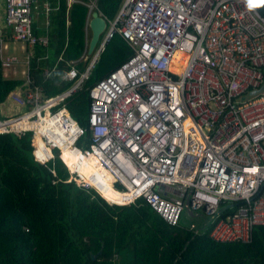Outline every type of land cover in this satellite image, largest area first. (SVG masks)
Returning <instances> with one entry per match:
<instances>
[{
	"label": "built area",
	"instance_id": "built-area-1",
	"mask_svg": "<svg viewBox=\"0 0 264 264\" xmlns=\"http://www.w3.org/2000/svg\"><path fill=\"white\" fill-rule=\"evenodd\" d=\"M41 1L5 0L0 61L6 77L19 73L13 64L26 66L8 97L27 110L0 119V133H31L35 158H60L67 181L80 187L101 193V176L81 171L95 162L123 193L119 204L143 198L170 225L188 215L195 233L209 227L216 241L250 242L264 225V93L243 98L264 84V12L255 5L261 0H124L113 19L97 0H73L89 8L86 47L78 59L59 58L70 85L55 94L32 74L36 46L49 43L33 27ZM44 6L50 9L48 1ZM93 10L107 27L89 55ZM116 33L134 54L90 89L87 128L69 103ZM9 40L22 42L25 59L7 55ZM88 129L90 142L79 146ZM64 150L74 155L72 168ZM225 203L235 210L221 216Z\"/></svg>",
	"mask_w": 264,
	"mask_h": 264
},
{
	"label": "trees",
	"instance_id": "trees-1",
	"mask_svg": "<svg viewBox=\"0 0 264 264\" xmlns=\"http://www.w3.org/2000/svg\"><path fill=\"white\" fill-rule=\"evenodd\" d=\"M45 1L37 9L42 26L35 16L33 27L38 34H48L49 43L36 46L32 74L47 94H55L70 85L62 81L65 61L80 58L85 50L89 8L79 2L68 8L67 0H49L47 11ZM123 2L97 0V5L113 19ZM255 5L264 12V0ZM133 54L129 43L114 34L69 103L81 125L88 128L90 89ZM184 61L185 56L176 71ZM85 66L79 63L81 69ZM22 83L6 77L0 61V103ZM85 136L79 146L90 142L89 129ZM31 137L29 132L0 133V264H264V225L255 228L250 242H219L209 227L195 233L189 223L168 224L143 198L110 203L95 189L67 181L70 173L60 158L39 162ZM232 206L225 203L221 216L233 212Z\"/></svg>",
	"mask_w": 264,
	"mask_h": 264
},
{
	"label": "rangeland",
	"instance_id": "rangeland-1",
	"mask_svg": "<svg viewBox=\"0 0 264 264\" xmlns=\"http://www.w3.org/2000/svg\"><path fill=\"white\" fill-rule=\"evenodd\" d=\"M8 43H9L10 48L7 52V55H17L20 59L26 58V55H27L26 52L21 50L22 42H20V41L13 42V41L9 40ZM11 68L12 69L15 68L19 72L18 76H20L21 71L24 68H26V66L21 64V63H18V64H13L11 66ZM26 110H27L26 107L23 108L20 104H17L10 97H8L4 102L0 103V119L7 117V116H13V115H18V114L24 113ZM72 157H73V159H75L73 155H72ZM81 170L85 174L89 173L88 168H87V170H84L83 168H81ZM98 175L101 176L102 182H103L102 184L98 185L100 192L107 191L109 189L108 196H106L105 198L109 199L110 201H108V200L107 201L110 203H114V202L115 203H124V202H116L118 200L126 201L123 197V193L118 191L113 185H112V188L110 189V183L112 184V181H113L112 176L110 174H108V177L103 176V174H98ZM119 193H120V195H116ZM101 195L104 196L102 193H101ZM191 220H193V219H191V217L188 215H185L183 217V222H185V223H189Z\"/></svg>",
	"mask_w": 264,
	"mask_h": 264
},
{
	"label": "water",
	"instance_id": "water-1",
	"mask_svg": "<svg viewBox=\"0 0 264 264\" xmlns=\"http://www.w3.org/2000/svg\"><path fill=\"white\" fill-rule=\"evenodd\" d=\"M89 27L91 30V38L88 43V53L89 55H91L94 52L101 35L105 32L107 27V21L99 10L92 11L91 19L89 21ZM262 93H264V84L260 89L254 90L245 95L243 99L248 100ZM187 212L193 215V212L189 207L187 208Z\"/></svg>",
	"mask_w": 264,
	"mask_h": 264
},
{
	"label": "bare ground",
	"instance_id": "bare-ground-1",
	"mask_svg": "<svg viewBox=\"0 0 264 264\" xmlns=\"http://www.w3.org/2000/svg\"><path fill=\"white\" fill-rule=\"evenodd\" d=\"M185 59H186V57H185ZM184 64H185V61H184ZM184 64H183V67H182L181 71H182L183 68H184ZM181 71H180V72H181ZM62 156H63V158L66 160L68 166H69L70 168H72V167H73L72 165H73V162H74L75 159H73V157L71 156L70 152H69L68 150H64ZM88 165H89V167H87V168H88V170H89V173L95 171L97 174H103V176L108 177V174H109V173H108L106 170H104L103 168L97 166V164H96L95 162H91V163H89ZM81 171H82V170H81ZM109 181H110V180H109ZM111 188H112V184L110 183V189H111ZM101 193L104 195V197H106V196H108L109 189H108L107 191H103V192H101ZM116 195H120V193H119V194H116ZM108 201H110V200H108ZM114 203H115V202H114Z\"/></svg>",
	"mask_w": 264,
	"mask_h": 264
},
{
	"label": "crops",
	"instance_id": "crops-1",
	"mask_svg": "<svg viewBox=\"0 0 264 264\" xmlns=\"http://www.w3.org/2000/svg\"><path fill=\"white\" fill-rule=\"evenodd\" d=\"M67 2H68V8H70L75 3L73 0H67ZM38 11L39 10H37L36 13H35L36 20L42 26L43 20L40 19L41 17L39 15V12ZM4 16H5V0H0V25H3L4 24ZM87 17H88V15H87ZM46 23H48V22H46ZM21 50H23V49L21 48ZM11 75H9V76H11ZM18 75H19V73L17 75H14V76L12 75L13 77L11 76V77H8V78H20L21 79L22 74H20V76H18ZM70 154H72V153H70ZM199 222H202V220H200Z\"/></svg>",
	"mask_w": 264,
	"mask_h": 264
},
{
	"label": "clouds",
	"instance_id": "clouds-1",
	"mask_svg": "<svg viewBox=\"0 0 264 264\" xmlns=\"http://www.w3.org/2000/svg\"><path fill=\"white\" fill-rule=\"evenodd\" d=\"M3 119V118H2ZM101 194V193H100Z\"/></svg>",
	"mask_w": 264,
	"mask_h": 264
}]
</instances>
